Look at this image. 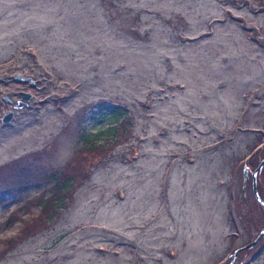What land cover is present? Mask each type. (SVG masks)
Listing matches in <instances>:
<instances>
[{"label": "rangeland", "instance_id": "374dc122", "mask_svg": "<svg viewBox=\"0 0 264 264\" xmlns=\"http://www.w3.org/2000/svg\"><path fill=\"white\" fill-rule=\"evenodd\" d=\"M263 161L264 0H0V264H264Z\"/></svg>", "mask_w": 264, "mask_h": 264}, {"label": "trees", "instance_id": "16d2710c", "mask_svg": "<svg viewBox=\"0 0 264 264\" xmlns=\"http://www.w3.org/2000/svg\"><path fill=\"white\" fill-rule=\"evenodd\" d=\"M120 112L121 111L119 109H117V108L115 110H113V112H111L110 117H109L110 120H108V121L109 122H112V123L113 122L114 123H118L119 121H122V120L124 121V119H121L122 117H121V113ZM80 139L82 140V142L84 143V146H85V147H83L85 149L84 152H86L88 150L93 151L92 148L99 147L98 145L100 143V139H99V136L98 135L93 136L91 134H87V133L85 134V133H83V135L81 136ZM30 172L31 173H28L26 177H23V178H20V177L14 178L15 182L16 183L19 182L21 185H24L25 183L28 182L27 178L29 177V175H31L32 173H34L35 176L37 175L36 174V172H37L36 170H34V172H32V170H30ZM263 172H264V167L259 172V175L262 174ZM53 181L55 183L57 182L54 179H53ZM258 181H259V179L257 180V185L259 183ZM13 182H14L13 180H7V184H12ZM73 184H74L73 181L67 180L63 184L59 185L57 187L58 192H59V195H61V194H63V195L69 194L70 191H71V189H72V187H73ZM5 186H8V185H5ZM64 201H65V199L62 196H58L57 198H54V202L55 203H52V205H50V207H52L53 210L57 211L58 207H60V206H62L64 204ZM40 206H41V208H46L47 206H49V204L44 202V203H41ZM56 206H57V208L55 209ZM52 214L53 213H50V215H52ZM50 217H52V216H50Z\"/></svg>", "mask_w": 264, "mask_h": 264}, {"label": "water", "instance_id": "95a60500", "mask_svg": "<svg viewBox=\"0 0 264 264\" xmlns=\"http://www.w3.org/2000/svg\"><path fill=\"white\" fill-rule=\"evenodd\" d=\"M23 96H25V98H29L26 95H23ZM14 117H15V114L9 113L7 116H5V118L3 120V124L4 125H9L12 122ZM263 167H264V161L260 164V166L258 167L256 173L253 174V178H254V195H255L257 201L264 207V201L260 198V196L258 194V191H257V186H256L257 185L256 177H257L258 173L263 169ZM263 235H264V231H263V233L261 234L260 237H262ZM258 240L256 242L252 243L251 245H249L247 248H245V250L253 248L257 244ZM239 253H240V250L235 253L236 257L238 256Z\"/></svg>", "mask_w": 264, "mask_h": 264}, {"label": "flooded vegetation", "instance_id": "af4514ba", "mask_svg": "<svg viewBox=\"0 0 264 264\" xmlns=\"http://www.w3.org/2000/svg\"><path fill=\"white\" fill-rule=\"evenodd\" d=\"M17 80H18V81H21V79H20V78H17ZM31 82H32V84H31V85H32V87H33V86L35 85V82H33V81H31ZM21 96H22V95H21ZM22 97H25V96H22Z\"/></svg>", "mask_w": 264, "mask_h": 264}]
</instances>
